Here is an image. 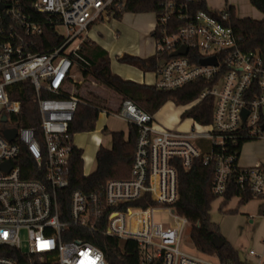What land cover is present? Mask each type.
Segmentation results:
<instances>
[{
	"label": "built area",
	"instance_id": "1",
	"mask_svg": "<svg viewBox=\"0 0 264 264\" xmlns=\"http://www.w3.org/2000/svg\"><path fill=\"white\" fill-rule=\"evenodd\" d=\"M197 1L166 0L155 13L154 31L161 28L157 53L168 57L152 86L174 91L199 80L208 83L198 99L180 109L184 113L212 97L210 123L187 118L190 126L180 130L124 99L117 116L137 128L130 176L90 193H69L76 147L69 129L80 102L69 89L75 84L70 73L80 64L90 66L78 53L90 27L112 19L111 8L126 0H0L5 6L0 10V264H33L32 257L40 264H108L90 241L95 236L136 242L142 264H233L182 249L190 223L175 210L179 171L198 161L214 168V195L223 196L235 184L239 192L264 199V158L242 166V149L237 152L241 143L264 141V65L258 52L241 50L227 11L195 10ZM22 3L62 36L48 53L32 51L43 27L20 11ZM174 19L178 26L166 28ZM181 48L187 49L185 56L170 57ZM212 58L216 65L201 64ZM24 81L37 97L36 127L17 126L22 106L11 94ZM14 129L16 137L7 140L4 132ZM157 213H167L168 223L155 221ZM17 253L29 261H18ZM248 255L257 262L247 264L264 263L255 251Z\"/></svg>",
	"mask_w": 264,
	"mask_h": 264
},
{
	"label": "trees",
	"instance_id": "2",
	"mask_svg": "<svg viewBox=\"0 0 264 264\" xmlns=\"http://www.w3.org/2000/svg\"><path fill=\"white\" fill-rule=\"evenodd\" d=\"M166 0H126L118 8L112 7V18L120 19L125 13H159L162 3ZM250 4L261 12L264 16V0H249ZM23 14L32 16L33 19L43 27V34L34 43L32 51L34 53H48L51 49L62 42V36L58 35L50 24L45 22L46 17L38 16L26 7L23 3L19 5ZM195 10H207L204 0H199L194 5ZM229 15V25L238 37V45L244 52H258L264 55V18L255 20L252 18H238L234 7L227 6L224 9ZM176 19L171 23L176 26ZM180 24V23H179ZM178 26V24H177ZM172 30V29H170ZM168 32H170L168 30ZM161 28L158 26L151 36L159 39ZM79 55L87 60L90 66L80 64L84 77L91 76L116 92L122 100H132L139 108L150 114H157L168 102H172L177 107L185 106L200 97L207 87L203 80L192 82L181 89L174 91H159L154 86L139 84L136 82L123 80L114 75L110 68L109 58L106 51L90 40H85L78 51ZM167 54L156 53L146 59L124 56L121 62L132 64L143 72H155L159 68L162 59L167 58ZM42 98H50L47 93L41 94ZM11 99L21 102L22 111L18 117V127H36L40 117L38 112L37 97L30 81H24L14 85ZM213 99L206 97L196 104L192 109L184 112L182 120L194 119L197 123L208 124L212 119ZM101 111L97 105L91 102L80 100L74 119L70 124L69 133L75 134L91 133L95 131L96 124ZM105 135H110L112 148L110 150L100 147L96 154V170L89 175H84L83 152L75 147L70 158L68 169L70 187L68 192L80 190L90 193L101 189L111 180L127 179L130 176L133 157L135 151L137 128L129 124V134L126 138L124 132H110L105 128ZM243 143L237 147L238 154ZM30 162V161H29ZM214 168L205 167L201 162H195L189 171H179V199L175 204L176 213L185 217L191 225V239L196 250L204 255L215 256L223 263L247 264L241 260L238 251L219 233V227L211 222L210 211L212 203L223 198L221 204L226 206L229 201L238 197L240 204H247L254 199L249 192H239L235 184H231L223 196H216L213 193ZM215 236L220 237L224 245L217 249L213 244ZM91 243L103 251L108 264H142L141 250L134 241L120 242L108 237H94ZM16 259L27 263L29 259L17 253ZM33 264L38 263L37 257H32ZM264 264V263H263Z\"/></svg>",
	"mask_w": 264,
	"mask_h": 264
},
{
	"label": "rangeland",
	"instance_id": "3",
	"mask_svg": "<svg viewBox=\"0 0 264 264\" xmlns=\"http://www.w3.org/2000/svg\"><path fill=\"white\" fill-rule=\"evenodd\" d=\"M241 7L244 9L241 15L246 13L248 8L254 7L248 0L240 2ZM219 8H217L218 10ZM222 10V9H220ZM127 14V13H126ZM262 14V13H261ZM263 15V14H262ZM129 16V15H127ZM144 18L154 19L155 14L144 13ZM245 17V16H242ZM251 17V16H250ZM120 19L103 20L97 22L95 27L104 25L102 28L104 37L111 40V32L115 30V21ZM103 23V24H102ZM131 23V22H130ZM136 25V23H135ZM61 35L65 34L64 28L57 30ZM151 34V33H150ZM154 44L156 40L150 36ZM137 42L132 37L131 39L124 40L118 44L119 49H128L132 51L131 46H136ZM156 46V45H155ZM71 78L75 83L82 80V72L80 69L74 67L70 73ZM81 85L78 86L77 93L81 99H86L88 102L97 105L100 108V116L98 118L96 129L91 133L75 134L73 143L83 152L84 159V173L92 174L96 169V154L99 146L95 142V137H100L104 140L103 146L109 148L111 140L109 135H105L103 130L107 128L110 132H118L125 130L129 127L128 123L117 116L118 108L122 103V97L116 92L107 88L100 81L95 78L86 77ZM109 112V115H106ZM168 114L167 104L157 113L156 119L161 122ZM189 121H183L178 127L180 130L187 129L190 125ZM264 158V141L249 142L242 148L240 157V164L243 166L252 165L256 160ZM223 198L216 199L211 205L210 220L219 227V233L227 242H229L239 253L241 260L256 263V258L249 257V251H255L264 261V199H254L247 204H240L238 197L232 198L226 206L221 202ZM155 221L159 223H168L169 215L167 213L155 214ZM191 225L188 227L183 237L182 249L191 255H200L191 239ZM204 255V254H201ZM210 258H216L211 255H204Z\"/></svg>",
	"mask_w": 264,
	"mask_h": 264
},
{
	"label": "crops",
	"instance_id": "4",
	"mask_svg": "<svg viewBox=\"0 0 264 264\" xmlns=\"http://www.w3.org/2000/svg\"><path fill=\"white\" fill-rule=\"evenodd\" d=\"M204 1L206 2L207 7L213 10H217V8H219L218 10L220 9L223 10L227 8V6L234 7L235 14L238 18H252L255 20H262L264 18L261 12H259L255 8L254 10L253 8H248V10H246V13L241 15L242 12H244V9L240 5V2L242 0H204ZM143 14L144 13H141V14H134V13L126 14L125 13L123 14L122 19L120 21H117V22L115 21L116 31L111 32V36H110L111 40L104 37L105 35L103 33V30L101 29L105 28V26L102 25V26L95 27V24L97 23L96 22L90 27L87 39L92 41L96 45L100 46L104 51L107 52L109 63H110V68L114 75L119 76L123 80H128V81L136 82L139 84H145V85L152 86V84L156 80L155 72H143L141 69H139L138 67L132 64L124 63L120 61L121 58H123L126 55L130 57L146 59L151 56H154L157 53V44L156 43L154 44L153 40H151L150 38L151 36L150 33L154 31V28L157 24L156 15L154 19H150V18H144V16H140ZM242 16H245V17H242ZM98 22H103V20L98 21ZM132 37L135 39V42H137L136 46H131L132 51L128 49L117 48L118 44L121 42L122 39L127 40V39H131ZM86 79H87L86 77L82 76L81 81L71 85L69 88L70 91L75 93V95L79 98V100L87 101L85 98L81 99L77 93L78 86L81 85V83ZM167 108H168V114L166 115L165 119L161 121V123L167 126L179 127L180 124L183 123L181 119L183 111L180 109V107H177L172 102L167 103ZM106 113H109V112H106ZM122 132H124L127 138L129 134V127L126 128L125 130H122ZM109 137L111 140V146L109 148H105L103 146L104 144L103 139H101L100 137H95V140L96 139L99 140V143H98L99 148L101 146L107 150H110L112 148V139L110 135ZM262 159L263 158H261L260 160ZM257 161L259 160H256L255 162ZM85 175H88V174H85Z\"/></svg>",
	"mask_w": 264,
	"mask_h": 264
},
{
	"label": "water",
	"instance_id": "5",
	"mask_svg": "<svg viewBox=\"0 0 264 264\" xmlns=\"http://www.w3.org/2000/svg\"><path fill=\"white\" fill-rule=\"evenodd\" d=\"M4 8H5V6L0 4V10H3ZM186 54H187V49L181 48V49L177 50L176 52L171 53L170 57L185 56ZM262 60H263V65H264V55L262 56ZM164 63H165V61H161L159 63V66H162ZM201 64L203 66H208V65H216L217 63H216L215 58H212V59H208V60L201 62ZM243 116H244V118L247 116L246 111H243ZM16 134H17V131L15 129L14 130H7L4 132L5 138L9 141H12L16 137ZM0 168H4V166H1ZM213 244L217 249H221L224 245V242L220 237L215 236L213 239Z\"/></svg>",
	"mask_w": 264,
	"mask_h": 264
},
{
	"label": "bare ground",
	"instance_id": "6",
	"mask_svg": "<svg viewBox=\"0 0 264 264\" xmlns=\"http://www.w3.org/2000/svg\"><path fill=\"white\" fill-rule=\"evenodd\" d=\"M95 141H96V143H97V145H98V143H99V140H98V139H96Z\"/></svg>",
	"mask_w": 264,
	"mask_h": 264
}]
</instances>
